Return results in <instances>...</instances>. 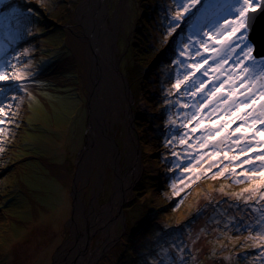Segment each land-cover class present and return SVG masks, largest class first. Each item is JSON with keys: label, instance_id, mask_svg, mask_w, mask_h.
Listing matches in <instances>:
<instances>
[{"label": "rangeland", "instance_id": "obj_1", "mask_svg": "<svg viewBox=\"0 0 264 264\" xmlns=\"http://www.w3.org/2000/svg\"><path fill=\"white\" fill-rule=\"evenodd\" d=\"M85 1L9 0L25 10L26 33L11 20L0 24V66L8 76L23 78L18 88L0 94V264H99L121 240V249L135 247V264H151L150 258H162L161 264H195L197 253H208L219 264H264V169L249 171L240 161L230 162L233 156L248 159L264 151L259 142L264 141V124L237 119L253 107L252 115H257L264 92L230 112L224 109L231 100L212 106L221 93L233 91L235 99L248 84L230 88L235 77L229 79L224 69L232 70L233 53L226 48L221 52L232 58L217 71L211 52L200 49L202 56L195 55V41L208 38L187 39L197 21L216 15L227 0L197 5L201 11L175 31L171 20L180 10L176 0ZM90 19H95L94 35L87 30ZM230 35H217L207 46H223ZM247 38L258 64L264 55L256 56L248 33ZM103 46L113 49L116 75L122 80L114 89L117 118L102 105L100 80L85 66L89 56H101ZM202 57L207 63L201 71L177 90V80L183 81ZM146 74L149 79L143 81ZM201 80L205 93L193 96L192 85ZM224 80L228 82L207 100L206 92ZM253 83L251 91H256L260 81ZM93 109L107 122L106 140L112 144L100 146L106 156L111 147L115 158L95 155L98 161L84 173L85 153L94 145ZM194 111L196 118L191 119ZM209 126L223 127L209 137ZM229 133L232 139H223ZM241 133L245 135L236 140ZM133 135L139 147L138 173L116 201ZM245 139L253 147L239 152ZM228 194L232 201L221 204ZM91 215L97 216L95 221L86 218ZM185 216L199 219L181 227V236L176 226ZM167 223L173 226H161ZM138 229L143 230L140 235ZM111 254L108 261L120 263L119 254ZM127 256L121 264H132L134 257L130 252ZM204 262L198 264L210 260Z\"/></svg>", "mask_w": 264, "mask_h": 264}, {"label": "snow or ice", "instance_id": "obj_2", "mask_svg": "<svg viewBox=\"0 0 264 264\" xmlns=\"http://www.w3.org/2000/svg\"><path fill=\"white\" fill-rule=\"evenodd\" d=\"M207 0H176L177 7L180 9L171 20L172 31H175L176 28L180 27L181 22L191 20L197 15V12H200L201 9L197 5H203ZM0 24H2L6 19L11 20L19 28L23 26L26 33V17L25 10L14 7L9 0H0ZM9 9L5 12L3 9ZM195 9V11H193ZM264 13V0H227V7L218 8L217 14L202 20L197 21L196 26L193 28L192 33L187 39L189 41L193 40V37H207L208 39H198L195 42L199 44V49L195 50V55L202 56L200 49H203L204 53L211 52L213 55L209 58H212L214 62L217 63V71H220V63L226 59H231V56L221 55V52L226 48L228 52H231L235 55L233 60L232 70L224 69L228 72V78L232 79L230 88L235 90L237 87H243L245 83L248 84V87L244 89V92L236 96L233 99V91H229L226 94L221 93L217 98V101L213 102L212 106H216L219 101H228L231 100V103L227 108L224 109L225 112H230L233 109H238L240 105L245 103H253V97L259 92H264V59H261L257 64L256 57L253 55V46L250 40L247 38L248 29L255 19L257 13ZM226 25V26H225ZM205 29H209L205 31ZM226 33H231L228 39L225 41L223 46L213 43L211 47H208L209 41H214L217 35L224 36ZM217 47L221 48V51H216ZM239 49V52L236 50ZM183 54V53H181ZM218 58V59H217ZM207 63V59L202 57V62L198 65H193L192 72L185 75L184 80H177L175 87L177 90L180 89L181 84L189 85L190 76H194L196 72H200L204 64ZM202 75L207 76V71H204ZM23 78L19 75L8 76L7 73L3 70V66H0V94L8 91L9 89L15 90L19 87V82ZM216 80H219V76L216 77ZM259 80V86L256 87V91H251L254 87L255 81ZM228 80L221 81L219 85H215L211 88L210 91L206 92L205 98L211 100L212 96L216 95L219 91V88L223 87ZM192 87L195 89L192 92V95L205 93V81L201 80L196 84H193ZM191 90V89H190ZM245 93H247L245 95ZM204 104L201 103L199 107H203ZM193 107H196L195 105ZM256 112L255 107L250 111L244 113L243 116L237 117L238 120H241L243 123H249L253 120L259 119L261 124H264V104L260 105L259 113L255 116L252 113ZM197 113L194 111L191 114V119L196 118ZM203 119V117H201ZM197 127H199V121H197ZM221 128H215L214 126H209L208 136L214 133L219 135ZM191 131H196V128H193ZM240 131V126L236 128V132ZM245 134L241 133L240 136L236 137V140L241 139ZM225 140L232 139V133H229L228 136L224 137ZM232 143L229 144L231 150ZM264 143V141H259ZM203 146V140H201ZM253 144L250 140L245 139L244 143L238 146V151L243 152L245 148L251 150ZM253 157L248 159H241L240 156L231 157L230 162L240 161L242 164L248 165V170L256 168L257 166L261 169H264V151H258L253 154ZM227 158V157H226ZM211 167V165L209 166ZM198 178V177H197ZM244 191H255V189H245Z\"/></svg>", "mask_w": 264, "mask_h": 264}, {"label": "bare ground", "instance_id": "obj_3", "mask_svg": "<svg viewBox=\"0 0 264 264\" xmlns=\"http://www.w3.org/2000/svg\"><path fill=\"white\" fill-rule=\"evenodd\" d=\"M94 1V0H86L84 2V4L86 5L87 3ZM102 8V7H101ZM96 17V16H95ZM90 24L88 25L90 28H87L88 31H91V35H94V31L93 29H95L94 27H96L95 19H90ZM97 38L93 39L91 43L88 42V44H86V49L90 51V49L93 47L94 45V41H96ZM80 46H78V51H80ZM107 46V45H106ZM103 46L102 47V54L100 57H98L97 59L94 58V56H89L86 59L85 62V66L87 67V69H89L91 75L93 78L97 76L98 80H100V85H99V98H101V103L102 105L105 104L106 106H108L111 110H112V116L114 118L119 117V106H118V100L117 97L114 94V89L119 88V86H121V82L122 80L120 79L119 76H117V71L115 70V66H114V54H113V49L109 46L106 47ZM96 47V45H95ZM96 59V60H95ZM101 64V66H99ZM101 76V77H100ZM105 77V81L103 80V78ZM100 78V79H99ZM107 82V85H106ZM123 87L124 83H123ZM121 89V87H120ZM124 90V89H123ZM124 95L126 98L129 97L128 92L123 91ZM106 98V99H105ZM93 113L95 112V114L92 115V119L91 121H93V135H94V141L93 144L91 146V150L89 149V152L85 153L84 158H86L87 156V164L84 167V165L82 166L83 168L81 169L82 172H88L90 168H88V166H92L94 165L98 160L96 159L97 157H95V155L100 156L101 158L105 159H114L115 155L113 154L111 147L108 146L109 150H108V155H105V151H103V149L101 148L102 146L100 145H104V142H106L107 144H110V146H112L111 143H109L106 139H107V122L104 120H102V117L98 116L95 109H93ZM127 115L131 116V114H133V111L131 110V108H127ZM99 144V145H98ZM97 146V147H96ZM127 146L129 147V152L127 153L126 159H127V164L126 167H128L127 171H123V173H121L120 176V182H121V188L120 190H118V192L115 194V200L119 201L120 196L124 193H122L121 191H124L127 187L130 186V184L135 180V177L138 173V162H137V153H138V140L137 138L133 135L131 137H129V142L127 144ZM100 147V148H99ZM100 150V153H99ZM103 152V153H102ZM93 155V156H92ZM95 157V158H93ZM53 168L56 170V167L53 166ZM103 172V170L99 168V173ZM77 206H82V202L78 201ZM86 218L88 219V221H95V219L97 218V216L91 215L86 216ZM101 219V218H100ZM104 219L102 221H100L98 224H103L104 223ZM96 223V222H94ZM91 224V223H90ZM163 227V226H162ZM160 228V227H159ZM91 233V230H89L88 235Z\"/></svg>", "mask_w": 264, "mask_h": 264}, {"label": "trees", "instance_id": "obj_4", "mask_svg": "<svg viewBox=\"0 0 264 264\" xmlns=\"http://www.w3.org/2000/svg\"><path fill=\"white\" fill-rule=\"evenodd\" d=\"M70 1V0H69ZM71 1H75V0H71ZM141 23H143V24H145L143 21H141ZM143 28H144V26H143ZM149 79V77H148V75L146 74V76H143V81H146V80H148ZM151 112H153V111H151L150 109H149V115H154V114H152ZM258 194V193H257ZM257 194H254L253 196L254 197H256L257 196ZM234 196V195H233ZM225 198V201H222L221 202V204H223L224 202H227L226 200H228V202H230V201H232V199L233 198H230L229 199V197H231V194L229 195H227V196H224ZM219 199H217V200H215V201H218ZM229 205V204H228ZM163 206H160L159 207V209L160 208H162ZM154 219H155V217H154ZM196 219H199V217H197V218H194L193 220L192 219H190L189 218V216H185L184 217V219H181L179 222H177L179 225H177L176 227H179L178 228V232L180 233L179 235H181V233L182 232H180L181 231V227H187V225L189 224V222H193L194 221V224L197 222L196 221ZM156 220V219H155ZM189 220V221H188ZM203 221V220H202ZM188 222V223H187ZM200 223V222H199ZM163 225H167L166 227H172L173 225H171V224H169V223H167V224H161V226H163ZM149 226H151V223L149 224ZM164 227V226H163ZM192 227V226H191ZM197 227H198V225H197ZM176 229V228H175ZM174 229V230H175ZM185 228H183L182 229V231H183V233L184 232H186L187 234H188V230L186 229V231L184 230ZM141 230V229H140ZM148 230H149V228H148ZM143 231V230H142ZM142 231H140L139 232V229L136 231V233L137 234H141L142 233ZM149 232H150V230H149ZM169 232H165V234H168ZM170 233H175V232H170ZM149 235H151V232L150 233H148V236ZM160 235V234H159ZM158 235V236H159ZM182 236V235H181ZM136 240L138 239L137 237L135 238ZM154 240V239H153ZM153 240L152 241H150L149 243H153ZM20 243V242H19ZM19 243H17V245L19 244ZM131 243V242H130ZM132 243H133V241H132ZM148 243V244H149ZM120 244H123V240H121L120 242H119V244L116 246V248H115V250H114V252L112 253V251H111V253L109 252V254H111V255H114L115 254V256L117 257V255H116V252L119 254V261H120V263H118V264H121V262H122V260L125 258V257H128L127 256V253L128 252H130L131 253V256L130 257H134V258H132L133 260H132V264H135V262L137 261V259H136V255L134 254V252L135 253H137V251H135L134 249H135V247H133V246H131V248H129V250H125V248L123 247L122 249H121V245ZM151 244H150V246H151ZM124 245H126V244H124ZM123 245V246H124ZM155 245H157L156 243H155ZM154 246V245H153ZM153 246L152 247H148V246H146L147 248H149L148 250H152L153 249ZM121 249V250H120ZM198 250V249H197ZM120 251V252H119ZM195 252V251H194ZM108 254V255H109ZM195 254H196V252H195ZM199 254V255H198ZM108 255L105 257V259L101 262V263H99V264H114V262H110V261H108L109 260V258H108ZM110 255V256H111ZM194 255V254H193ZM197 256H198V258H196L195 259V264H198V263H201V262H203V261H205L204 263H209V260H210V263L209 264H219L220 263V260H216L215 258H210V256H209V254L208 253H203V254H201V253H197L196 254ZM192 257H194V256H192ZM142 259H144V256H143V258ZM148 259V258H147ZM161 260H162V258H155L154 260H152L151 258H150V261H151V264H161ZM198 260H200V262H197ZM216 260V261H215ZM148 261V260H147ZM146 260H143L142 261V263H144V264H147L148 262H147ZM147 262V263H146ZM128 264H129V262H128ZM226 264V263H225Z\"/></svg>", "mask_w": 264, "mask_h": 264}, {"label": "water", "instance_id": "obj_5", "mask_svg": "<svg viewBox=\"0 0 264 264\" xmlns=\"http://www.w3.org/2000/svg\"><path fill=\"white\" fill-rule=\"evenodd\" d=\"M248 35L255 45V55H264V13H257L248 29Z\"/></svg>", "mask_w": 264, "mask_h": 264}]
</instances>
